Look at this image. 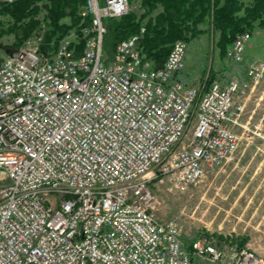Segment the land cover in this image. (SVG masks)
<instances>
[{
	"label": "built area",
	"instance_id": "built-area-1",
	"mask_svg": "<svg viewBox=\"0 0 264 264\" xmlns=\"http://www.w3.org/2000/svg\"><path fill=\"white\" fill-rule=\"evenodd\" d=\"M85 13L79 55L76 35L53 54L36 37L0 55V264H262L209 235L187 245L180 218L158 217L156 187L185 193L238 163L264 61L245 80L188 86L184 41L156 67L143 27L107 57L104 20L127 16L129 0H87ZM251 40L239 35L227 59L242 63Z\"/></svg>",
	"mask_w": 264,
	"mask_h": 264
},
{
	"label": "trees",
	"instance_id": "trees-1",
	"mask_svg": "<svg viewBox=\"0 0 264 264\" xmlns=\"http://www.w3.org/2000/svg\"><path fill=\"white\" fill-rule=\"evenodd\" d=\"M129 1L140 2L143 13L132 12L121 19L104 20L107 28L104 49L109 58L113 57L112 53L119 42L139 33L143 27L146 33L139 43V49L144 58L152 61L156 67L165 64L178 41H184L190 47L202 36L212 35V61L217 57L225 60L228 49L239 35L264 29V0ZM42 2L48 4V12L43 20L49 27L43 40L44 52L53 54L72 27L83 23L85 29L91 24V15L82 16V12H86L87 0H21L13 4H0V16L13 20L11 28L15 33V41L11 48L18 50L32 38L42 21L37 17ZM66 18L71 19V25L62 23ZM78 33L79 44L76 45L79 55L83 49L82 30ZM11 48L0 45L1 57L13 53ZM183 73H186V69L180 74L182 82ZM217 78L218 73L212 66L207 84ZM186 241L191 244L193 240Z\"/></svg>",
	"mask_w": 264,
	"mask_h": 264
},
{
	"label": "rangeland",
	"instance_id": "rangeland-1",
	"mask_svg": "<svg viewBox=\"0 0 264 264\" xmlns=\"http://www.w3.org/2000/svg\"><path fill=\"white\" fill-rule=\"evenodd\" d=\"M139 3L130 2V13H139ZM39 6L41 10L37 17L42 21L32 39L44 38L49 30L43 20L48 12V4L42 2ZM82 16H86L85 11L82 12ZM12 23L11 18L0 16V34H2L0 45L2 47L5 45L11 48L15 41V33L11 28ZM62 23L72 24L70 18L64 19ZM82 24L72 27L67 36L76 35L78 37V31L84 30ZM202 37L190 45L186 63L187 73L195 77V83L208 81L211 67L215 63L212 61L213 37L212 35ZM201 39L203 40L200 41ZM231 168H225L226 172L220 175L216 172L209 173L200 184L185 193H170L165 186L156 187L159 200L157 215L165 221L180 218L186 230V240L209 235L222 242L231 241L234 246L250 249L264 264V208L244 209L250 197L246 191L250 192L251 186L258 187L262 183L250 185V178L243 177L245 174L236 176L228 173ZM257 181L259 182L260 179ZM260 191L264 192V182ZM258 197L264 200V194Z\"/></svg>",
	"mask_w": 264,
	"mask_h": 264
},
{
	"label": "crops",
	"instance_id": "crops-1",
	"mask_svg": "<svg viewBox=\"0 0 264 264\" xmlns=\"http://www.w3.org/2000/svg\"><path fill=\"white\" fill-rule=\"evenodd\" d=\"M140 6L139 3L138 10L141 15L143 11H141ZM256 60L264 61V29H258L252 34V40L245 52L242 63L233 64L229 59L221 60L218 57L215 59L214 68L218 73L217 80L223 83H227L231 79L245 80L247 78V67ZM182 78L188 86L195 84V77L187 73V69L186 73L181 75ZM242 124L248 132L243 128L238 129L241 135L240 156L238 163L230 166L232 168L228 170V173L236 176L245 174L243 177L250 178V185L262 183V185L258 184L261 185L258 187L251 186L250 192L246 191V194H250V197H248L244 207V209L259 210L264 208V200L262 197H258L264 194L260 191L264 182V80L258 85H252L249 98L246 101V113L243 116ZM258 125L261 127V136H253L249 131L252 132L254 127ZM225 172L226 170L220 169L216 173L220 175ZM258 179H260L259 182ZM246 189H249V187H246ZM185 242L190 245L186 239ZM194 262L195 264H211L202 259H195Z\"/></svg>",
	"mask_w": 264,
	"mask_h": 264
}]
</instances>
